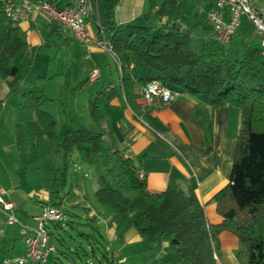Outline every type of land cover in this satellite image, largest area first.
Wrapping results in <instances>:
<instances>
[{
    "label": "trees",
    "instance_id": "1",
    "mask_svg": "<svg viewBox=\"0 0 264 264\" xmlns=\"http://www.w3.org/2000/svg\"><path fill=\"white\" fill-rule=\"evenodd\" d=\"M50 1L65 8L76 0ZM92 1L95 20L112 51L127 53L134 67L159 72L145 82L158 78L174 89L182 88L197 95L212 108L230 104L241 109L230 180L215 195L222 221L213 224L208 220L193 187L188 192L170 187L161 191L148 189L134 160L114 140L105 141L99 99L90 102L99 130L92 131L83 125L77 129L68 127L59 142L55 117L41 108L42 89L26 90L16 124L15 145L21 162L38 168L53 165V155L61 148L64 166L58 178L65 184L68 157L74 150L84 149L88 157H104L108 171L100 176L102 185L95 191L96 199L118 221L130 212H137L133 222L146 239L145 259H153L162 251L165 239H170L168 250L156 260L160 264H217L214 240L216 231L224 227L231 229L246 246L247 264H264V49L244 42L232 53L219 41L220 45L200 42L194 35L195 25L183 22L179 0H164L160 5L152 2L144 14L146 24L118 22L115 10L121 0ZM166 18L171 22L152 25ZM4 20L10 23L9 43L0 50V76L11 89H16L18 66L10 62L27 42L19 34L18 24L3 15L0 0V24ZM82 86L83 83L75 89ZM111 90L100 93L110 97L107 92ZM53 205L57 206V202ZM81 233L89 240L97 239L94 234ZM104 256L108 257L106 249Z\"/></svg>",
    "mask_w": 264,
    "mask_h": 264
},
{
    "label": "crops",
    "instance_id": "2",
    "mask_svg": "<svg viewBox=\"0 0 264 264\" xmlns=\"http://www.w3.org/2000/svg\"><path fill=\"white\" fill-rule=\"evenodd\" d=\"M163 1L121 0L116 6V18L121 23L146 24L144 14L149 11L150 4L155 2L160 5ZM179 1L184 14L183 22L195 25V38L200 42L216 44L214 28L207 18L213 0H206L204 4L201 0ZM252 2L261 6L256 0H252ZM94 11L95 6L90 16L91 41L89 42L77 39L67 26L40 13H33L28 19L16 22L19 26V34L27 42V46L10 62V65L18 66L17 79L21 69L19 66L20 55L28 56L27 70L29 77H32L36 69L35 50L37 52L44 50L43 55L47 58L45 74L34 75L29 87L34 85L35 81L36 87L45 83V92L50 99H53L54 96L49 95L47 91L50 86L52 88L54 82L56 85L60 84L59 95H62L63 91L71 93L69 99H77L79 93L85 92V110L89 109L91 101L99 99L98 111L106 131L105 141L114 140L116 146L126 156L134 160L140 176L146 179L148 189L161 191L170 187L188 192L193 187L204 205L208 220L213 224L220 223L222 217L216 209L215 195L230 180L236 140L241 126V109L230 104L212 108L197 95L182 88L178 89L179 94L176 99L169 103L147 102L143 96L144 80L150 76H157L159 72L152 68L134 67L131 57L128 59L127 53L116 54L97 44V40L104 39V36L98 21L95 20ZM243 21L252 24L247 17H242L230 42L226 43L232 53H236L244 42L262 47V36L255 27V35L250 36L243 32L242 38L236 39V34ZM169 22L171 19L166 18L163 21L154 22L152 25L164 26ZM9 26V21L8 24L4 22L0 24V50L9 43ZM107 55L111 56L109 62L105 60ZM81 56L85 58V61H79L78 58ZM30 62L31 66L29 67ZM95 68H99L100 75L96 79H91V73ZM33 80L35 81L33 82ZM81 83L83 86L78 90L75 89ZM29 89L39 88H28L18 80L17 88L11 89L8 81L0 76L1 105L4 106L5 100L10 97H17L19 92L23 94ZM104 89H112L109 92L106 91L110 97H104L100 93ZM21 102L22 98L19 108H21ZM69 106L70 104H68ZM69 110L74 111L75 109L69 107ZM84 113L77 115V119L71 117L72 120L66 125L73 129L83 125L92 131H98L99 125L96 120L92 116L91 118L87 117ZM2 130L3 128L0 126V165L4 164V160H6L7 148L16 147V137L12 141L9 140L7 144L3 139ZM57 140L60 142L62 138L59 140L57 135ZM181 145L184 146L183 149ZM61 153H63L61 148L55 151L52 165L54 170H59V175L64 166V153L63 163L57 167H55L54 156L55 154L61 155ZM70 157L73 160V168H70L67 173L66 183L62 184L59 176L54 177L56 181L60 180L62 185L69 182V175L73 178L78 176L79 170L85 164L104 160V157L100 155L88 157L84 149L74 150ZM107 171L108 167L100 176ZM100 176V183L96 190L102 185ZM71 183V191H73L74 183ZM78 185L79 188L76 189L74 196L65 201L66 212L78 216L70 208H82L87 213L82 217V222L92 227L96 232H99V224H103L102 229L110 243L119 245L120 248L116 250H113L112 247L106 249L108 257H105L104 262L160 264L156 260L168 250L170 239H165L162 251L153 259L144 258L147 254L146 250L142 254V262L135 261L132 255V245L145 239L133 222L137 212H130L123 220L118 221L101 204L96 205L89 202L81 182ZM4 192L3 189L0 191V193ZM137 193L142 194V192ZM13 203L17 207V204ZM132 213L134 214L128 219V215ZM30 226L33 227V224ZM95 240V238H91V241ZM60 241L65 243L63 238H60ZM4 243H6V247H3ZM4 243L0 244V257L5 258L12 255L10 253L16 251L18 246L16 242L9 243L7 239ZM214 248L217 264H240L239 250L243 247L238 236L231 229L223 227L216 231ZM59 250L56 252L58 257L56 256L54 263L62 255V250ZM24 251L14 255H20Z\"/></svg>",
    "mask_w": 264,
    "mask_h": 264
},
{
    "label": "rangeland",
    "instance_id": "3",
    "mask_svg": "<svg viewBox=\"0 0 264 264\" xmlns=\"http://www.w3.org/2000/svg\"><path fill=\"white\" fill-rule=\"evenodd\" d=\"M204 1L206 0H201L203 4ZM256 1L264 7V0ZM3 22L8 24L7 20H4ZM210 25H212L211 22ZM254 31V26L252 24L243 21L240 30L236 34V39L240 40L243 32L250 36L255 35ZM210 33L212 34V31H210ZM215 42L217 45H220L218 40ZM43 54L44 50L39 52L35 50L34 56L36 69L32 77L38 73L45 74L47 58L44 57ZM110 58L111 56L107 55L105 60L109 62ZM19 59L21 60L19 63L21 69L18 74V80L21 84L27 85L28 88L35 87L42 89L41 91L44 94V98L42 100L41 108L50 112L55 117L57 121L55 132L57 133L59 140L62 138V132L69 127V125L66 124L72 120L71 117L77 119V115L85 112L84 114L91 118L92 113L90 105L89 109L85 110V92H83V94L79 93L77 99H69L68 97H71V93L63 91L62 95H59L60 84L56 85V82H54L52 88L50 86L47 91L49 95L54 96L53 99H50L45 92V83L36 87V81L33 80V82L35 81L34 85L29 87L32 78L29 77L27 70L29 58L28 56L23 57V54H21ZM78 59L79 61H85V58L82 56ZM17 95V97L12 96L5 100L4 106L1 105L0 101V126L3 128V139L7 144L9 140L12 141L16 137V123L20 118L19 102L21 98L22 101L24 100L21 92ZM75 99L76 101H74ZM68 104H70L69 107L75 110H69ZM7 150L8 153L5 154L6 160H4V164L0 165V191L3 189L5 192L0 194L6 201H13L17 204V207L13 212L19 217V219H21L26 225L30 226L33 224V226H36L38 224L36 217L42 214L44 208L53 204V202H57V206L64 213L63 220L61 221H46L49 230L51 231V240L57 246V252L59 249V251L62 250V255L58 259L57 264H106V262H104V250L109 247L116 250L120 248L119 245L110 243L102 229L103 224H99V232H96L92 227H89L82 222V217L87 214L85 210L79 207H71L70 209L78 214V216H76L72 215L70 212L67 213V206L65 205V201L71 199L76 193V189L79 188V182H81L85 189L88 201L96 205L98 204L95 191L98 183H100V174L104 173L108 167L106 160H99V162L93 161L91 164L87 163V165L83 164L84 166L79 170L78 176L73 178L69 175V182L66 185H62L60 180L56 181V179H54V177L59 176V170H54L52 165L46 164L40 168L26 166L21 162L18 149L15 146H11L7 148ZM54 160L55 167L61 165V163H63V153H61V155L55 154ZM68 163L69 171L70 168H73V160L70 156L68 157ZM71 182L74 183L73 191H71ZM133 214L134 213L128 215V219H130ZM82 231L96 234L97 239L91 242V240L87 238L88 236L81 233ZM60 238H63L65 243L61 242ZM6 239L9 243L16 242L18 246L16 247V251H12L10 254H19L23 250H26L25 239L21 234L20 226L16 223H8L6 216L0 212V244L4 243ZM241 245L243 248L239 250L240 264H247L246 246L242 242ZM3 247H6V243L3 244ZM145 247V239L135 242L132 245V255L135 261L139 263L142 262V254L144 251L146 252ZM122 253H124V251H122ZM56 256V252L52 253L46 264H54ZM3 258L4 257H0V264H4Z\"/></svg>",
    "mask_w": 264,
    "mask_h": 264
},
{
    "label": "built area",
    "instance_id": "4",
    "mask_svg": "<svg viewBox=\"0 0 264 264\" xmlns=\"http://www.w3.org/2000/svg\"><path fill=\"white\" fill-rule=\"evenodd\" d=\"M93 9L92 0H76L73 5L65 8H58L50 0H1L2 13L9 20L19 22L28 19L33 13H40L64 24L77 39L85 42L91 41L89 27ZM244 16L262 36V48L264 49V7L254 4L252 0H213L212 7L207 13L217 40L224 44L230 42ZM97 44L109 51L112 50L105 38L97 40ZM99 75V68H95L90 78L96 79ZM178 94V89L168 86L158 78L147 80L143 87V96L149 103L166 104L176 99ZM15 208L16 205L13 202L6 201L0 194V212L6 216L8 223H16L20 226L26 244L24 253L8 255L3 259V263L46 264L51 254L57 252L46 221L63 220V211L53 204L46 206L42 214L36 217L38 224L32 227L19 219L13 212Z\"/></svg>",
    "mask_w": 264,
    "mask_h": 264
}]
</instances>
